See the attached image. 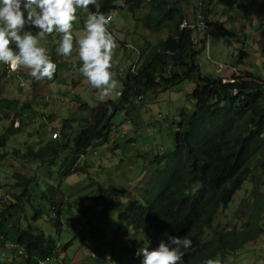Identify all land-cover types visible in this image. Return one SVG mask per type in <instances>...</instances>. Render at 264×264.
<instances>
[{
	"label": "trees",
	"instance_id": "obj_1",
	"mask_svg": "<svg viewBox=\"0 0 264 264\" xmlns=\"http://www.w3.org/2000/svg\"><path fill=\"white\" fill-rule=\"evenodd\" d=\"M114 2L97 0L89 8L106 17L114 9ZM124 2L130 12L147 6L137 21L150 33L165 30L166 36L155 43H144L139 51L140 64L136 72L127 71L125 76L119 77L120 94L114 99H106L95 110L92 120L64 118L57 139L50 138L37 149L29 146L24 153L14 147L12 156L20 161L39 159L38 162L45 163L43 175L48 179L57 176L62 180L74 173H84L85 169L76 164L78 155L86 153L99 140L108 141L116 131L113 119L118 112H124L127 121L137 123L139 112H131L137 98L149 91H166L188 80L194 84L189 93L193 107L191 110L180 108L177 120L170 122L172 148L151 155L150 178L145 181L139 197L124 204L113 203L115 225L110 224L106 230L86 227L85 238L91 233L98 239L108 255V264H139L141 257L135 255L136 250L142 246L154 248L162 239L167 242L166 233L187 236L192 242L190 248L182 249L181 264H203L208 258L225 260L227 255L264 235V75L234 70L224 78L200 70L198 57L205 49L207 31L196 22H191L193 27L180 26L183 20L188 21L184 4L191 0ZM197 2L204 21H208L213 0ZM256 12L264 18V0L257 3ZM19 71L21 73V68ZM85 105L79 107L85 108ZM0 107L13 112L19 120L18 126L10 125L0 136V148H3L8 138L24 126L23 111L30 104L2 98ZM76 122H79V128L72 137V144L67 146ZM40 126L44 127L43 124ZM62 148L70 149V154L61 157ZM8 152L0 150V160ZM34 176L35 173L27 179L20 178L8 193L9 204L0 214V233L7 241L3 220H10L12 216L8 215H12L13 208L30 195L28 184ZM246 181H250L252 187L248 200L244 198L240 204L247 208L245 218L240 219L236 227L223 228L224 225L219 223L213 227L220 210L229 206ZM39 190L37 198L43 200L42 206L35 207L31 202L30 205L35 216L44 217L47 210L53 211L55 216L50 221L59 234L62 203L56 205L55 198L47 193V187L46 191ZM68 243L58 245L54 236L28 221L25 228L16 230L12 262L0 264H38L37 261L43 259L50 263L58 250L67 249ZM16 256L21 259L17 260Z\"/></svg>",
	"mask_w": 264,
	"mask_h": 264
},
{
	"label": "rangeland",
	"instance_id": "obj_2",
	"mask_svg": "<svg viewBox=\"0 0 264 264\" xmlns=\"http://www.w3.org/2000/svg\"><path fill=\"white\" fill-rule=\"evenodd\" d=\"M191 1L184 4L185 12L188 21L194 22L199 0ZM260 1L213 0V10L207 15V20L214 18L219 27L206 30L208 32L205 49L198 57L203 73L219 74L228 78L234 70H249L264 75V18L256 12V5ZM114 4V9L108 14L111 19L107 27L116 41L111 69L116 87L109 96L100 98L98 91L91 88L86 79L73 68V65L78 68L81 63L75 40L83 29L86 14L82 12L77 13V20L73 22L71 31L74 47L70 55L56 54L55 46L51 43L53 39L59 38L56 33L49 34L40 41L52 62L56 64V71L51 80H36L25 68H21V73L26 76L22 74L20 78L14 77L17 76L18 70L9 72L7 76V69L4 66V72L0 69V99H7L8 94H12L10 99L29 103L34 113V121H28V117L23 116L26 120L24 126L8 138L5 147L0 148L10 151L5 156L8 163L4 162L5 158L0 160V214L9 204L6 198L9 197L11 189H14V183L20 178L32 177L35 173V179L28 184L30 195L25 200L23 198L16 209L13 208L12 215H8L12 216L10 220H3L4 231L8 241L13 242L17 228H25L30 221L31 225L38 226L46 234L54 236L58 245L69 242L65 251L58 250V255L53 261L46 264H108V255L99 245L98 239L90 232V237L85 238L87 231L84 229L99 227L106 230L110 224L115 225L116 211L113 203L124 204L131 198L139 197L145 181L150 178L151 155L168 152L172 148L170 122L177 120L180 108L191 110L193 107L189 93L194 84L188 80L163 92H147L133 104L131 112H139L137 123L127 121L124 112H118L113 119V128L116 131L110 135L108 141L105 143L99 140L88 148L86 153L78 155L76 164L82 166L85 172L71 174L62 180L57 176L46 178L42 168L45 163L41 164L39 159L20 161L12 156L14 147L24 153L29 146L35 149L44 146L50 139L51 132L55 130L59 133L64 118L87 117L92 120L95 110L106 99L117 97L121 87L119 77L125 76L132 64L135 63L136 68L139 66V51L144 43H155L159 38L166 36L165 30L150 33L137 21L147 6L130 12L124 0H115ZM220 64L223 67L219 70ZM227 66H233L234 69ZM21 81L24 86L19 85ZM83 103L86 104L85 108L79 107ZM42 111H46L49 116L45 113L42 116ZM40 124H44V127ZM10 125H19L18 118L13 112L0 107V136L6 133V128ZM78 128L79 122L74 123L67 146L72 144V137ZM59 154L61 157L69 155L70 149L62 148ZM46 187L47 193H51V197L55 198L56 205L62 203L59 234L55 232L50 221V218L55 216L54 212L47 210V216H35V211L30 205L31 202L35 207L42 206L43 200L37 197L39 189L46 191ZM251 187L250 181L244 182L229 206L220 210L213 227L217 223L224 225L223 228L239 225L240 219H244L247 214V208H242L240 204L244 198L248 200ZM43 207L45 208V205ZM262 219L264 220V213ZM12 249L5 236L0 233V257L3 258L0 262H12ZM16 259L21 258L16 256ZM40 261L37 263L40 264ZM217 261L218 264H264V235L227 255L225 260Z\"/></svg>",
	"mask_w": 264,
	"mask_h": 264
},
{
	"label": "clouds",
	"instance_id": "obj_3",
	"mask_svg": "<svg viewBox=\"0 0 264 264\" xmlns=\"http://www.w3.org/2000/svg\"><path fill=\"white\" fill-rule=\"evenodd\" d=\"M95 3L96 0H0V64L13 70L25 68L36 80H51L56 64L40 41L56 33L59 38L51 41L56 54L70 55L74 47L73 22L82 12L86 17L75 40L81 63L73 68L98 91L100 98L109 96L116 87L111 71L116 41L106 28L109 20L105 15L89 11V5ZM165 235L167 242L162 239L154 248L142 246L136 250L135 255L141 257L139 264H181L182 249L190 248L191 240L187 236ZM43 260L45 264L49 261ZM203 264L218 262L208 258Z\"/></svg>",
	"mask_w": 264,
	"mask_h": 264
},
{
	"label": "built area",
	"instance_id": "obj_4",
	"mask_svg": "<svg viewBox=\"0 0 264 264\" xmlns=\"http://www.w3.org/2000/svg\"><path fill=\"white\" fill-rule=\"evenodd\" d=\"M200 7H199V3L197 5V10L195 11L194 14V22L197 23V25L203 29V30H210V29H216L217 27H219V23L217 22V20L215 19H208V21H204L202 15L200 14ZM106 18L110 21L111 17L109 15L106 16ZM181 27H193L194 24L191 22H188L186 20H183L182 23L180 24ZM107 30L112 34V32L108 29L107 25H106ZM131 48L135 49L133 46H131ZM137 51V50H136ZM8 70H13L11 67H9L8 65H6ZM223 67L222 64L219 65V70ZM230 69H233V67L231 66H227ZM112 69V68H111ZM131 72H136V64H132L131 68H130ZM120 92H117V95H119ZM59 137V133L57 131H53L50 135L51 139H57ZM46 262V260H42L40 261V264H44Z\"/></svg>",
	"mask_w": 264,
	"mask_h": 264
},
{
	"label": "crops",
	"instance_id": "obj_5",
	"mask_svg": "<svg viewBox=\"0 0 264 264\" xmlns=\"http://www.w3.org/2000/svg\"><path fill=\"white\" fill-rule=\"evenodd\" d=\"M2 66H3V64H0V69H2ZM16 70H18V72H17V76H14V75H12V76H14L15 78H20V76H22V74H25V73H20V71H19V68H17ZM16 70H14V71H16ZM2 71L4 72V70L2 69ZM13 70H12V72H14ZM7 76L9 75V74H6ZM22 82V81H21ZM17 84H18V82H17ZM12 97V94H8V96H7V99H10ZM31 107H32V104H31ZM48 107V106H47ZM46 107V108H47ZM44 113H45V115L46 116H49V114H46V111H42L41 112V115L43 116L44 115ZM28 117V121L29 120H32V121H34V113H33V109L32 108H28V109H26V110H24L23 111V115H22V117ZM44 125V124H43ZM4 162H6V163H8L9 161H6V158L4 159ZM7 243L9 244V245H12L13 244V242H9V241H7Z\"/></svg>",
	"mask_w": 264,
	"mask_h": 264
},
{
	"label": "bare ground",
	"instance_id": "obj_6",
	"mask_svg": "<svg viewBox=\"0 0 264 264\" xmlns=\"http://www.w3.org/2000/svg\"><path fill=\"white\" fill-rule=\"evenodd\" d=\"M207 32H208V31H207ZM3 66L5 67V69H7V67H6L5 64H3ZM15 70H16V69H15ZM11 71H12V70H8V69H7L8 74H9V72H11ZM13 71H14V70H13ZM19 85H20V86H24V85L22 84V82H20ZM16 126H18V125H16Z\"/></svg>",
	"mask_w": 264,
	"mask_h": 264
}]
</instances>
